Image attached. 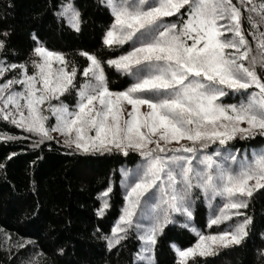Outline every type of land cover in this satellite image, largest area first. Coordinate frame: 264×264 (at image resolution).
<instances>
[{
  "label": "snow or ice",
  "instance_id": "snow-or-ice-1",
  "mask_svg": "<svg viewBox=\"0 0 264 264\" xmlns=\"http://www.w3.org/2000/svg\"><path fill=\"white\" fill-rule=\"evenodd\" d=\"M98 3L111 18L103 45L121 54L101 61L80 51L87 64L79 70L37 32L29 34V56L16 60L12 31L0 29V119L37 137L38 144L62 142L70 154L137 153L135 167L121 169L118 216L110 232L97 228L98 238L109 252L135 238L131 264H155L159 237L169 225L178 226L196 239L183 248L170 243L176 264H204L197 257L246 241L256 224L245 210L254 193H264V147L239 154L230 143L264 137V0ZM48 11L62 26L81 31L76 0H51ZM248 37L259 59L251 55ZM104 64L127 76L128 86L110 90ZM78 71L84 78L79 87ZM73 91L69 105L62 97ZM229 97L234 102H224ZM112 191L109 181L98 193L97 216L109 209ZM197 202L210 210L207 227L217 226L208 234L193 221Z\"/></svg>",
  "mask_w": 264,
  "mask_h": 264
},
{
  "label": "trees",
  "instance_id": "trees-1",
  "mask_svg": "<svg viewBox=\"0 0 264 264\" xmlns=\"http://www.w3.org/2000/svg\"><path fill=\"white\" fill-rule=\"evenodd\" d=\"M76 2L84 20L79 32L62 26L53 18L48 11L51 0H0V29L12 31V47L18 53L16 60L29 56L32 32L39 33L50 50L63 53L69 64H75L78 70L87 64L86 58L79 55L80 51L94 54L101 61L121 54L120 49L109 48L102 42L111 19L108 10L101 7L98 0ZM242 24L248 30L247 21ZM248 39L251 55L259 59L261 54L255 42L251 37ZM104 68L110 90H123L131 82L115 68L107 64ZM256 70L262 72L259 64ZM83 79L78 71L74 81L77 87ZM62 99L73 104L75 92L66 93ZM225 101L234 102L231 97ZM230 143L237 149L249 151L264 146V137L237 138ZM37 144V137L0 119V163L6 165L0 169V264H28L31 259L40 264H131L138 247L135 238L123 241L119 252H109L96 230L110 232L122 205L121 169L125 164L135 165L140 160L139 155L135 152H129L126 157L117 152L70 154L62 142L52 140ZM12 153L15 155L6 160ZM109 181L113 187L110 207L100 217L96 215L98 193ZM245 211L254 217L256 224L246 241L213 256L197 257V260L204 264H264V254L260 251L264 249V240L260 238V232L264 231V193H254ZM194 219L202 232L207 233L204 203L198 202ZM195 239L187 229L169 225L157 241L155 264H176L170 243L183 248L191 246ZM26 241L31 242L26 249L16 247Z\"/></svg>",
  "mask_w": 264,
  "mask_h": 264
},
{
  "label": "rangeland",
  "instance_id": "rangeland-1",
  "mask_svg": "<svg viewBox=\"0 0 264 264\" xmlns=\"http://www.w3.org/2000/svg\"><path fill=\"white\" fill-rule=\"evenodd\" d=\"M64 102H66V101H64ZM224 102H226V101H224ZM67 103V102H66ZM226 103H229V102H226ZM52 135L53 136H56V133H52ZM57 138H59V139H61V141H62V137H57ZM262 147H264V146H262ZM261 147H259V148H256V149H260ZM246 150V149H245ZM245 150H241V149H239V154H243L244 152H245ZM253 149H251V150H247L248 151V153L250 154L251 153V151H252ZM139 162V161H138ZM137 162V163H138ZM136 163V164H137ZM135 164V165H136ZM135 165H128V164H125L122 168H128V169H131V168H133V167H135ZM197 205H198V202H197V204H196V206H195V208H194V215H193V221H194V223H195V226L197 227V228H199L197 225H196V222H195V219H194V216H195V211H196V208H197ZM204 206H205V208H206V210H207V219H208V215H209V208H208V206L206 205V204H204ZM214 227H217V226H213V228ZM206 228H207V230H208V232L207 233H205V234H208L209 232H210V230L211 229H209L208 227H207V224H206ZM219 228L220 229H223L224 228V225H220L219 226ZM200 229V228H199ZM201 230V229H200ZM202 231V230H201ZM223 249H225V248H220L218 251H217V253L218 252H220L221 250H223ZM216 253V254H217Z\"/></svg>",
  "mask_w": 264,
  "mask_h": 264
}]
</instances>
